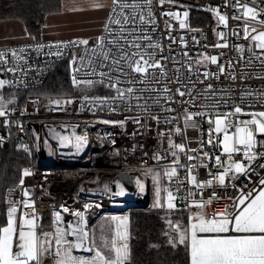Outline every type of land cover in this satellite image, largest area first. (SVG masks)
<instances>
[{
	"label": "snow or ice",
	"instance_id": "6c2138e0",
	"mask_svg": "<svg viewBox=\"0 0 264 264\" xmlns=\"http://www.w3.org/2000/svg\"><path fill=\"white\" fill-rule=\"evenodd\" d=\"M177 3L90 0L91 10H107L99 35L0 50V74L12 76L0 77V123L6 128L15 123L24 130L22 121L14 117L17 112L26 115L27 106L19 107L15 92L6 98L4 90L6 86L27 89L29 74L42 73L41 66L29 62V49L40 55L47 48L45 55L63 57L69 49L82 48V54L70 52L69 69L71 87L83 94L47 96L46 109L65 115L89 112L95 122L121 129L131 122L152 131L147 121H155V150L143 153L155 163L147 164L141 157L139 167H128L140 173L135 184L141 193L146 191L145 180L151 179L152 208L165 212L167 244L184 250L186 264H264V83L259 87L236 83L264 81V7L259 6L264 0H252V4L223 0V7L236 10L231 17L219 7L208 6L206 10L217 20L213 29L217 41L201 47L221 51L193 55L180 30H200L190 28L188 10H173ZM65 10L85 9L72 4ZM230 18L242 23L229 28ZM229 36L242 41L231 44L234 56L223 51L230 48ZM191 39L193 47L200 45L196 36ZM177 43L179 50L174 48ZM222 77L230 83H213ZM99 89L104 94H89ZM41 95L47 94L28 97L37 112ZM77 103L79 108L68 113V107ZM98 112L123 118H105ZM91 123L82 122V134L77 132L81 123L62 121L45 127L61 147L74 148L79 154L90 143ZM189 129L199 134L189 136ZM138 134L142 133L131 135ZM4 140L0 136V142ZM111 143L115 145L116 140ZM19 147L28 151L27 145ZM137 147L145 146L132 145L133 153ZM114 154L120 155V150ZM31 174L24 168L19 178L21 199H12L13 189H8L7 207L0 214V264H132L128 215H106L92 223L91 205L76 209L60 205V210L51 211L46 229L43 214L25 187L24 178ZM122 179L132 177L125 172L114 180L121 195L125 192ZM103 188L109 190V184Z\"/></svg>",
	"mask_w": 264,
	"mask_h": 264
},
{
	"label": "built area",
	"instance_id": "2783aa9c",
	"mask_svg": "<svg viewBox=\"0 0 264 264\" xmlns=\"http://www.w3.org/2000/svg\"><path fill=\"white\" fill-rule=\"evenodd\" d=\"M248 2L252 4V0H241V3ZM223 0H178V3L173 6V10L189 11V25H190V13L192 10L202 11L207 14H212L206 10L208 6L219 7L221 12H227L231 17L236 11L231 7H223ZM184 6V7H181ZM256 6V5H253ZM259 6L264 7V3ZM165 8L168 5L164 6ZM241 21H236L230 18L229 28L235 27L237 24H241ZM174 26L178 28V22H174ZM161 27L163 25L161 24ZM191 29H199L200 31H189L187 29L180 30L181 33L185 34L186 39L189 41L190 55L195 54L196 51H208L209 53L215 54L221 49H213L211 47L204 49L201 47L204 44L211 45V34L208 29L203 27H192ZM223 29V26H220ZM227 31V30H226ZM241 36H242V29ZM175 34V33H174ZM196 36L200 41V45L193 47L192 36ZM206 37V39H205ZM75 38H64L54 40H31L24 43H13L9 45H0V50L16 48L19 49L24 45H35L37 43L47 44L51 41L70 40ZM230 42V48L224 49L229 56H234L235 51L231 48L232 43H240L241 40L235 36L228 37ZM165 45L167 41L165 40ZM176 50H179V44L174 45ZM56 51L55 48L52 49ZM77 51L82 54V48L80 49H69L65 52L63 57H56L55 55L47 56L44 53L48 52L45 48L37 55L35 49L28 50L29 62L37 64L43 68L40 75H36L32 72L27 77V83L29 87L27 89L22 86L14 88L20 92L26 93L30 91L40 90L48 81L51 73L55 69L56 65L63 61L70 59V52ZM167 52V48H166ZM259 69H257L258 71ZM0 77L11 79V74H0ZM213 83L229 84L228 80L223 77L219 82L213 81ZM237 84L247 83L253 87H259L264 81L253 79L249 81H239ZM83 93H81L82 95ZM89 94H104L103 89L90 92ZM35 97L36 95H32ZM79 96V95H77ZM29 95L25 96L22 105L19 107L23 108L27 106V114L20 116L17 112L14 119H19L24 125V130L12 124L10 128H6L0 123V136H4L5 140L3 143L9 142L12 137H15L21 145L28 146V153L30 155L31 163L28 169L31 171V175L24 178L25 187H27L31 193L32 198L36 202L37 211L43 214V223L47 229L52 217L51 211L53 208L60 210V205H66L69 208H82L84 204L91 205L89 209V219L92 223H96L99 217L105 215H128L131 220V213L138 206L148 205L147 209L152 207L151 201V179L145 180L146 191L141 193L138 189V194L135 200L127 199L124 195L120 194V191L115 190L114 179L120 173H127L133 176L134 180L140 173L129 169L128 165L139 167L141 163V157L147 164H154L155 161L150 160L147 156H143L145 151H154L157 143L156 126L155 121L148 120L147 123L152 127V131L148 128L138 129L136 124L129 122L125 129H121L119 126L104 125L95 122V117L89 112L83 114L65 115L60 112H50L44 105L47 104V97L40 96V110L37 112L31 103L28 101ZM55 99V98H53ZM79 108V104L70 105L68 107V113H73V109ZM98 116L105 118L121 119L123 118L117 114H109L107 112H98ZM2 120V118H0ZM91 121L88 128L90 143L84 149L83 152L77 154L74 148L61 147L59 141L54 139L49 133L48 128L45 125H58L62 121H70L72 123H81L83 121ZM161 128L166 127L161 124ZM205 127H207L205 125ZM82 128L77 129V132L82 134ZM67 133L70 129H57ZM139 131L142 134L136 136L131 135L133 132ZM112 133L111 136L106 135ZM198 131L189 129V136L198 135ZM39 136V141L36 140V136ZM116 140V144L111 143L112 139ZM143 144V149L137 147L135 153L132 152V145ZM120 150V155H115V150ZM125 149L128 151L125 152ZM127 157V159H125ZM96 177L100 178L97 182ZM109 184V190H104L103 184ZM18 185V184H17ZM15 185L6 189L5 200L8 196V189H13L11 198L19 200L22 198L20 188ZM43 186V187H41ZM81 187L85 190L81 191ZM6 204V203H5ZM7 206V204H6ZM222 206V205H221ZM211 213L212 208L208 209ZM66 218H70L67 214H64ZM46 221V222H44ZM131 243V241H130Z\"/></svg>",
	"mask_w": 264,
	"mask_h": 264
},
{
	"label": "trees",
	"instance_id": "16d2710c",
	"mask_svg": "<svg viewBox=\"0 0 264 264\" xmlns=\"http://www.w3.org/2000/svg\"><path fill=\"white\" fill-rule=\"evenodd\" d=\"M60 0H22L0 3V19L19 18L25 22L27 31L40 40L45 19L49 14L57 12ZM190 25L203 27L211 32L213 21L210 14L192 10ZM69 60L59 62L47 83L37 91L20 92L14 88L5 87L7 98L13 92L18 94L19 105L27 95L47 94L57 98L62 93L81 95L80 91L71 87ZM21 143L12 137L9 142H0V214L6 210V189L18 184L24 168H28L30 155ZM173 219L176 216L172 217ZM46 222V221H44ZM167 230L165 212L160 209H136L131 216L132 264H186L185 253L182 248L170 247L163 232ZM159 245V247H152Z\"/></svg>",
	"mask_w": 264,
	"mask_h": 264
},
{
	"label": "crops",
	"instance_id": "0c3cea01",
	"mask_svg": "<svg viewBox=\"0 0 264 264\" xmlns=\"http://www.w3.org/2000/svg\"><path fill=\"white\" fill-rule=\"evenodd\" d=\"M15 1H22V0H0L2 2H15ZM87 1L85 0H60V7L62 9L59 12H54L50 16L51 19H57L64 17L65 26L66 27H73L75 22H82L79 24V27H74L73 30L68 31L67 33L63 31H53L50 30L49 27L42 29L40 40H54V39H64V38H89L95 37L100 34L102 30L103 23L107 16V10L103 11H95V10H84V11H77V12H68L65 10L67 6L72 4L83 6L84 3ZM60 9V8H59ZM59 11V10H58ZM85 14V15H84ZM49 19V17H47ZM91 21V22H84V21ZM55 28L61 27L57 21L54 22ZM96 23V27L93 28L94 24ZM11 28V30H7ZM79 29V30H76ZM32 37H35V40H38L36 36L29 35L24 24L20 23L16 20H9V21H0V45H9L13 43H18L22 41L33 40Z\"/></svg>",
	"mask_w": 264,
	"mask_h": 264
},
{
	"label": "rangeland",
	"instance_id": "374dc122",
	"mask_svg": "<svg viewBox=\"0 0 264 264\" xmlns=\"http://www.w3.org/2000/svg\"><path fill=\"white\" fill-rule=\"evenodd\" d=\"M85 1H87L86 3H84L83 4V8L87 11V10H91L90 8H89V3H90V0H85ZM62 9V7H60V9H59V11H57V13L59 12V14L61 13L60 12V10ZM196 11V10H195ZM198 12H200V13H205V12H202V11H198ZM207 14V13H206ZM85 15V14H84ZM50 16H52L51 14H49L47 17H49V19L46 17V19H45V24H44V27L42 28V29H44V28H46V27H49L50 28V30H53V31H56V30H59V31H63V32H65V33H67L68 31H70V30H73L74 29V27H79L80 25L79 24H82V22H80V23H78V22H75L74 23V25H73V27H66L65 26V21H64V17H61V18H58L57 17V19H54L53 20V18L51 19V17ZM210 16H211V19H212V21H213V28H212V30H211V32H210V34H211V44H214V43H216V41H217V37H216V35H215V33H214V31H213V29L214 28H216L217 27V20H216V18L213 16V14H210ZM9 21V20H16V21H19L20 23H22V24H24L25 25V22L22 20V19H19V18H13V17H11V18H3V19H0V21ZM55 21H57V23L61 26V27H58V28H55V25H57V24H55L54 22ZM84 22H91V21H88V20H86V21H84ZM25 27H26V25H25ZM96 27V23L94 24V26H93V28H95ZM73 28V29H72ZM7 30H11V28L10 29H8L7 28ZM76 30H79V29H76ZM76 38V37H75ZM28 41H30V40H28ZM28 41H22V42H18V43H24V42H28ZM91 43H93V41L92 40H90V44ZM69 77H70V74H69ZM80 93H82L81 91H80ZM43 97L44 98H46L47 96L46 95H43ZM150 193H151V201H152V204H153V190H152V182H151V189H150ZM137 209H139V208H137ZM150 209H154V208H150ZM134 210H136V209H134ZM133 210V211H134ZM145 210V209H144ZM106 216V215H105ZM131 216H132V213H131ZM130 230H131V224H130ZM131 238H132V236H131ZM131 248H132V242H131Z\"/></svg>",
	"mask_w": 264,
	"mask_h": 264
},
{
	"label": "water",
	"instance_id": "95a60500",
	"mask_svg": "<svg viewBox=\"0 0 264 264\" xmlns=\"http://www.w3.org/2000/svg\"><path fill=\"white\" fill-rule=\"evenodd\" d=\"M128 175L132 177L131 180L122 179V181H121L124 184V186H125V192H124L123 195L127 199L135 200L136 199V196L138 194V189H137V186L135 184V180H134L133 176L130 175V174H128ZM119 176H120V174H118L115 179L119 178ZM114 187H115V190L120 191V189L115 185V183H114ZM137 208H139V209H147L148 208V205L138 206Z\"/></svg>",
	"mask_w": 264,
	"mask_h": 264
}]
</instances>
